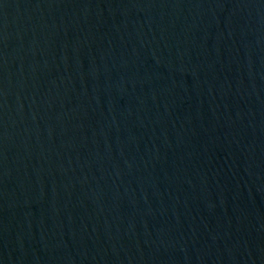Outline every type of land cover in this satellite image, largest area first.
<instances>
[{
    "label": "water",
    "instance_id": "1",
    "mask_svg": "<svg viewBox=\"0 0 264 264\" xmlns=\"http://www.w3.org/2000/svg\"><path fill=\"white\" fill-rule=\"evenodd\" d=\"M0 264H264V0H0Z\"/></svg>",
    "mask_w": 264,
    "mask_h": 264
}]
</instances>
